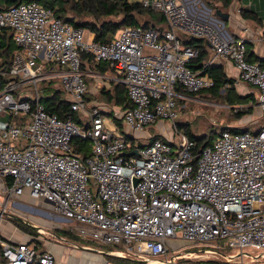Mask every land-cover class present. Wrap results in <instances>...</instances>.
Masks as SVG:
<instances>
[{
    "label": "built area",
    "instance_id": "obj_1",
    "mask_svg": "<svg viewBox=\"0 0 264 264\" xmlns=\"http://www.w3.org/2000/svg\"><path fill=\"white\" fill-rule=\"evenodd\" d=\"M130 2L161 14L167 29L124 26L101 45L35 2L0 5V32L11 30L17 47L10 67L0 70V177L11 180L5 200L26 194L45 203L81 236L116 247L107 255L117 259L180 264L218 255V246L169 255L167 242L177 236L194 244L230 238L237 254L222 264L264 259V122L254 134L224 131L199 151L176 127L177 144L160 135L145 146L134 142L156 121L174 122L175 99L193 100L213 86L189 67L199 50L179 35L203 39L214 56L232 63L235 86L256 90L263 121L264 68L246 60L244 40L213 24L199 0ZM144 48L156 54L144 55ZM82 53L111 72L82 68ZM87 78L106 88L123 85L130 107L108 112L89 105ZM50 90L62 94L78 123L46 110ZM74 138L87 141L90 157L74 154ZM29 245L0 241L5 264H55L50 252Z\"/></svg>",
    "mask_w": 264,
    "mask_h": 264
},
{
    "label": "trees",
    "instance_id": "obj_2",
    "mask_svg": "<svg viewBox=\"0 0 264 264\" xmlns=\"http://www.w3.org/2000/svg\"><path fill=\"white\" fill-rule=\"evenodd\" d=\"M26 2L40 4L52 13L54 17L63 22L75 27L87 29L93 35V41L101 45L108 44L116 32L124 26L140 27L143 30L152 29L158 32L167 29L161 14L153 12L150 9H145L138 3L130 2V0H0V5L8 7ZM221 2L223 7L227 8L231 0H221ZM137 17H147L149 20L140 23ZM84 18H87V20H84ZM179 39L183 45L199 50V56L191 62L189 67L193 71H199L201 74L208 75L213 80V86L210 89L203 90L195 96L191 95L192 98L198 95H209L210 98L222 99L223 103L230 108H238V106H241L242 108L235 112L237 120L245 116H252L254 108L257 105V93H238L236 91L237 87L235 86V80L226 75L223 66L208 64V52L206 51V43L203 39H196L187 35H179ZM15 51H17V47L13 42L12 31L3 29L0 32V70L10 67ZM81 60L82 68L89 65L94 72H111L108 65L95 64L93 58L85 53L81 54ZM246 60L251 63L257 62L260 64L261 68H264V60L251 59L247 53ZM111 88L104 87L101 89V95L106 97V101L112 103V106L118 107L121 111L130 107V102L127 98L124 86L116 83ZM177 91L182 92L181 89ZM85 97L86 101H88L89 98H87V94ZM44 105L48 112L57 114L61 119H66L71 115L67 102L63 100V96L58 90L53 91L52 97L45 100ZM71 116L75 122L78 123L80 121L79 115ZM110 116H112L111 113ZM115 121L120 126L119 120L115 119ZM176 130L194 141L197 151L211 145L216 137L224 131L230 133L249 131V129L224 128L217 133L212 132L210 134L195 136L187 127L177 125ZM154 137L157 136H153V138ZM71 146L74 154L81 156L83 159L91 156L87 141L81 138H74L71 141ZM5 179L6 186L10 188L11 180L9 178ZM11 222L24 233L30 234L33 237L38 236L33 228L28 227L22 222L17 220H11ZM62 233L67 234L66 232ZM0 264H5L1 256V249Z\"/></svg>",
    "mask_w": 264,
    "mask_h": 264
},
{
    "label": "rangeland",
    "instance_id": "obj_3",
    "mask_svg": "<svg viewBox=\"0 0 264 264\" xmlns=\"http://www.w3.org/2000/svg\"><path fill=\"white\" fill-rule=\"evenodd\" d=\"M138 22L144 23L145 20H149L147 17H137ZM87 20V18H84ZM91 33L84 29L85 39H88ZM156 54L150 49L144 48L143 54L150 55ZM227 75L232 78L231 73H227ZM235 79V78H234ZM88 84V93L87 98H89L88 102L91 106H97L101 109H106L109 112L113 110L118 111V107L112 106V103L106 101V97L101 95V89L104 88L103 85L98 84L94 79L87 78ZM43 85L39 84L38 88L41 89ZM246 88V87H245ZM237 92L242 94H249L253 91L252 88H246L244 91L241 90L240 87L236 88ZM112 90V88H111ZM53 90L45 91L44 96L46 98L52 97ZM222 93V92H221ZM42 96V94H41ZM175 101V111L177 112V118L173 123H168L166 121H156L154 124L148 126L145 130H143L140 134L136 142V144L140 146H145L149 144V138L155 135L163 136L164 138L170 139L173 138L174 144H177L179 141V136L177 135L174 127L181 126L189 128V131L195 136H201L205 134H210L212 132H219L224 128H238V129H249V134H254L259 127L263 124V120L259 118L258 109L255 111L253 116H245L241 119H236L235 112L241 109V106L238 108H230L229 106L223 103L220 98H210L209 95H198L193 100L190 101ZM90 106V107H91ZM245 107V106H244ZM100 109V110H101ZM103 112V111H102ZM254 113V112H253ZM105 114V113H104ZM108 117V115L106 114ZM19 119V117H17ZM105 126L109 129L113 128V125L109 123V121L105 122ZM179 131V130H178ZM2 194V193H1ZM37 202H32L28 195H22L20 198H9L5 200V195H0V213L3 209L5 212L1 215H6L7 212L16 211L19 214L25 216L28 221L31 223L40 224L38 221H45L47 223H53L62 228L64 232L69 234V240L71 245L76 247H81V245L89 246L94 250L99 251H113L116 247L113 246H103L96 240L81 236L78 231L75 229L77 227L76 224L71 223L69 221L64 220L61 216H57L52 214L51 209H46L40 203L35 204ZM59 218V219H56ZM63 219L60 221V219ZM1 224V222H0ZM1 226V225H0ZM37 231V230H36ZM38 233V232H37ZM41 240H39V236L36 237L37 242L44 244V242H54V235H62L59 231L53 229H44L40 232ZM39 234V233H38ZM230 238L219 239L212 245L215 249L218 246V255H205L206 257L194 258L181 260V264H206L205 262H210V264H222L225 259L224 257L229 255L237 254V249L234 248L231 244ZM32 248H38L40 245H37L36 242H32L30 245ZM168 253L169 255H178V254H188V253H202L198 252L204 247H210L209 244H201V243H191L184 241L179 236L174 239H171L167 242ZM43 246L39 247L37 251H42ZM209 249V248H208ZM211 250V248L209 249ZM111 264H117L116 258L105 257ZM251 260V259H250ZM249 259H244V262L249 264H257L255 261H250ZM200 261L204 263H199ZM185 262V263H184ZM207 262V263H208ZM127 264V263H124ZM129 264V263H128ZM262 264V263H259Z\"/></svg>",
    "mask_w": 264,
    "mask_h": 264
},
{
    "label": "crops",
    "instance_id": "obj_4",
    "mask_svg": "<svg viewBox=\"0 0 264 264\" xmlns=\"http://www.w3.org/2000/svg\"><path fill=\"white\" fill-rule=\"evenodd\" d=\"M199 1L206 8V11L208 12V17L213 24L222 25L224 33L226 35H229L234 39L242 38L244 40L246 53L249 57H251V59L264 60V0H231V3L227 8L223 7L221 0ZM206 51L208 52V64L223 66L226 75L229 72L232 74L231 77L233 79H237L238 73L232 63L220 60L219 58L214 56L211 53L209 46L207 45ZM238 87H240L241 90L244 91L248 86L241 83L239 84V86H237V88ZM253 91L257 93L255 89H253ZM257 109L260 113L259 118L262 119L261 109L256 105L254 110L256 111ZM255 111H253L254 113L252 114V116L255 114ZM5 182L6 179L0 177V195H5ZM17 198L20 197H15V199ZM32 202H37L38 204L40 203L43 207L49 210L48 205L43 202L33 200ZM11 220H17L27 225L28 227L33 228L36 233H39H37L39 236V240H41L40 232H42V230L44 229H53L55 230V232L59 231V233L62 235L55 234L54 242L46 241L44 242V244H42L37 242L36 237L24 233L20 229L16 228L14 224H12ZM62 220L63 219L61 218L60 221ZM0 222V241L9 242L13 244H31L32 242H36L37 245H40L39 247L43 246V248L41 249L42 251L38 252H50L54 256L55 264H111V262H109L105 258H111V256L107 255V253L111 251L94 250L91 247L85 245H81L80 248L73 246L70 243L68 236L69 234H63L62 232L64 231L62 230V228L57 225H54L53 223H47L45 221L40 220L38 222L42 225L31 223L30 221H28V219L25 218V216L19 214L16 211H10L7 212L6 215H1ZM209 246L210 247L202 248L198 252H204L206 250H209L210 248L211 250H215L212 245L209 244ZM116 260L118 261L117 264H143L137 260L130 258H116ZM207 262L205 263L210 264V261L208 263ZM199 263L204 262L200 261ZM255 263L264 264V259H260Z\"/></svg>",
    "mask_w": 264,
    "mask_h": 264
},
{
    "label": "water",
    "instance_id": "obj_5",
    "mask_svg": "<svg viewBox=\"0 0 264 264\" xmlns=\"http://www.w3.org/2000/svg\"><path fill=\"white\" fill-rule=\"evenodd\" d=\"M226 18V17H225ZM132 154H135L136 155V151H133Z\"/></svg>",
    "mask_w": 264,
    "mask_h": 264
}]
</instances>
